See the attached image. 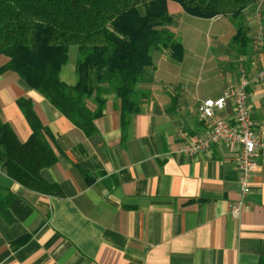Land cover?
<instances>
[{
	"label": "crops",
	"instance_id": "obj_1",
	"mask_svg": "<svg viewBox=\"0 0 264 264\" xmlns=\"http://www.w3.org/2000/svg\"><path fill=\"white\" fill-rule=\"evenodd\" d=\"M256 8L244 13L249 56L238 54L235 22L223 17H193L209 23L206 51L187 38L180 42L182 61L155 51L153 82L140 85L150 96L126 130L115 95L107 97L97 131L86 136L16 73L0 75V119L27 142L32 130L17 100H33L57 156L41 174L62 190L60 196L28 190L0 169V187L14 197L13 220L0 215V264H264V156L258 158L251 193L235 213L241 202L237 150L216 144L204 156L189 157L179 137L181 132L193 140L207 136L211 126L199 117L201 103L219 99L243 75L264 68V9ZM168 10L178 38L177 25L191 16L175 2H168ZM216 20L227 25L214 32ZM257 23L262 31L255 32ZM208 48L216 53L207 54ZM8 62L0 56V68ZM200 73L206 76L203 86ZM61 80L77 83L75 63L63 67ZM248 101L264 139V82L251 84ZM89 106L96 108L93 101ZM233 115L228 103L216 118Z\"/></svg>",
	"mask_w": 264,
	"mask_h": 264
},
{
	"label": "trees",
	"instance_id": "obj_2",
	"mask_svg": "<svg viewBox=\"0 0 264 264\" xmlns=\"http://www.w3.org/2000/svg\"><path fill=\"white\" fill-rule=\"evenodd\" d=\"M170 1L194 18L232 19L237 28L232 42L240 56H249L252 41L244 13L260 0H0V56L9 58L0 75L16 73L86 136L97 131L95 121L103 117L107 97L115 95L126 130L141 101L150 96L140 85L153 82V53L168 51L183 60V45L170 30L175 21L168 11ZM72 46L78 49L75 85L61 80ZM17 105L32 133L21 142L0 119V169L28 190L60 196L61 188L41 174L57 163L49 131L33 100L21 97ZM13 200L0 187V215L8 222L13 220Z\"/></svg>",
	"mask_w": 264,
	"mask_h": 264
},
{
	"label": "built area",
	"instance_id": "obj_3",
	"mask_svg": "<svg viewBox=\"0 0 264 264\" xmlns=\"http://www.w3.org/2000/svg\"><path fill=\"white\" fill-rule=\"evenodd\" d=\"M259 82H264V68L255 75H243L239 83L226 88L219 99L201 103L199 117L211 126L207 136L193 140L185 132L179 134L181 151L189 157L204 156L216 144L227 143L237 150L241 202L240 207L234 208L235 213H239L245 198L251 193V180L258 169V158L264 156V139L257 134L248 101L251 84ZM228 103L233 106V117L217 119L216 113L225 110Z\"/></svg>",
	"mask_w": 264,
	"mask_h": 264
},
{
	"label": "rangeland",
	"instance_id": "obj_4",
	"mask_svg": "<svg viewBox=\"0 0 264 264\" xmlns=\"http://www.w3.org/2000/svg\"><path fill=\"white\" fill-rule=\"evenodd\" d=\"M261 6H262L261 3H260V6H259V4H258V6H256L257 12L260 10H261V12L263 11L262 9H264V8ZM185 18H186L185 20L183 19L181 21V23H179L177 25L178 28L180 29V32L177 35L178 41L184 42L185 41L184 39L187 38V39L191 40L192 42L197 43L199 46L202 44V46H204L202 49L206 51V47L208 45V37H210V36L207 35L205 31H206V27L208 26L209 23H203V22L200 23L198 21H195L196 19L194 20L193 17H185ZM226 22H227L226 20H216L213 23L214 24L213 26H215V29L213 28V31L216 32L218 25H223V24L227 25ZM233 27H234V25H233ZM261 27L262 26L259 23H257L255 26V29H254L255 32L262 31ZM197 30H201V31L198 32ZM257 37H259V35H257ZM203 50H202V53H205V52H203ZM215 53H216V51L214 50V48L213 49H210V48L207 49V54L213 55ZM69 56H70V61L68 64L70 65L72 62L76 64L77 56H78L77 47L72 46L70 48V55ZM199 77H200V80L203 82L202 86L205 85V83H206L205 74L200 73L198 75V78Z\"/></svg>",
	"mask_w": 264,
	"mask_h": 264
}]
</instances>
